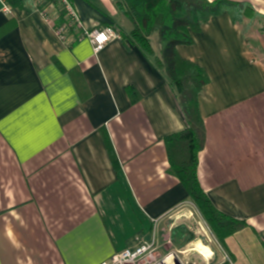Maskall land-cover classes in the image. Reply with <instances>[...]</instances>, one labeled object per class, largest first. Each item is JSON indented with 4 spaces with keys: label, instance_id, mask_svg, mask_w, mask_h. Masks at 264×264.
Here are the masks:
<instances>
[{
    "label": "crops",
    "instance_id": "crops-1",
    "mask_svg": "<svg viewBox=\"0 0 264 264\" xmlns=\"http://www.w3.org/2000/svg\"><path fill=\"white\" fill-rule=\"evenodd\" d=\"M117 1L71 0L84 31L119 34L95 53L86 37L59 38L58 2L0 0V264H102L143 245L159 257L197 243L165 141L187 123L156 63L159 36L144 51ZM230 1L264 19V0ZM242 22L224 11L177 47L209 76L199 182L217 210L246 223L213 235L221 251L204 247L207 264H264V53Z\"/></svg>",
    "mask_w": 264,
    "mask_h": 264
},
{
    "label": "trees",
    "instance_id": "trees-1",
    "mask_svg": "<svg viewBox=\"0 0 264 264\" xmlns=\"http://www.w3.org/2000/svg\"><path fill=\"white\" fill-rule=\"evenodd\" d=\"M116 5L131 21V37L144 51L152 55L154 50L150 36L155 32L159 36L162 48L156 63L165 70L175 86L187 123L183 131L165 138L171 170L187 189L189 198L212 234L223 241L228 235L242 229L246 223L217 210L199 182V153L205 146L206 129L199 111L198 98L209 83V76L196 63L183 59L177 47L192 44V34L199 32L211 17L224 11L229 12L234 22L258 14L249 4L230 0H118ZM66 15L65 9L60 10L54 26L56 30L68 27L67 35L71 37L68 45L72 46L85 36V32L77 25L70 24ZM108 146L111 148L110 141ZM111 153L114 158L113 149Z\"/></svg>",
    "mask_w": 264,
    "mask_h": 264
},
{
    "label": "rangeland",
    "instance_id": "rangeland-1",
    "mask_svg": "<svg viewBox=\"0 0 264 264\" xmlns=\"http://www.w3.org/2000/svg\"><path fill=\"white\" fill-rule=\"evenodd\" d=\"M66 17L69 19L67 15ZM242 21L243 29L249 36V40L256 50L257 55H260V52L264 53V19L255 17L252 14ZM259 32L261 33L260 35H258ZM252 34L257 35L253 36ZM261 57L264 61V54H262ZM187 208L192 211V230L194 233H196V231L199 233H196L197 235L195 234L198 236L196 244H193L185 252L171 251L169 254L163 253L162 256L159 257H152L151 254H146L145 257L136 261V263L127 262L124 264H207L208 260H210L209 254H211V250L209 248L204 250V247H211L214 253L221 251V248L196 206L190 203ZM200 243L202 248L197 245Z\"/></svg>",
    "mask_w": 264,
    "mask_h": 264
},
{
    "label": "built area",
    "instance_id": "built-area-1",
    "mask_svg": "<svg viewBox=\"0 0 264 264\" xmlns=\"http://www.w3.org/2000/svg\"><path fill=\"white\" fill-rule=\"evenodd\" d=\"M53 2H58L60 5H62L63 9L66 10L70 24H75L83 29L82 21L75 11L71 0H53ZM67 29L68 27L64 26L57 30L59 38L64 42L68 41ZM84 32V37L89 39L95 53H98L108 42L119 37V34L112 25L106 26L104 28L96 26ZM150 253H152L151 245H143L133 252L125 251L117 254L109 260L104 261L102 264H124L127 262L136 263V261L141 260L146 256V254Z\"/></svg>",
    "mask_w": 264,
    "mask_h": 264
},
{
    "label": "bare ground",
    "instance_id": "bare-ground-1",
    "mask_svg": "<svg viewBox=\"0 0 264 264\" xmlns=\"http://www.w3.org/2000/svg\"><path fill=\"white\" fill-rule=\"evenodd\" d=\"M167 262H169V261H167Z\"/></svg>",
    "mask_w": 264,
    "mask_h": 264
}]
</instances>
